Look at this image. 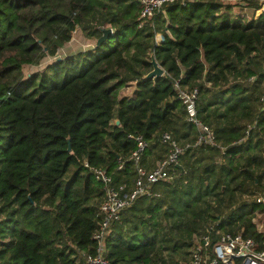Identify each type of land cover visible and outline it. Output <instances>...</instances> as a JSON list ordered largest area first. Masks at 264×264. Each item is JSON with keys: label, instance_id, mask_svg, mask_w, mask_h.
Segmentation results:
<instances>
[{"label": "trees", "instance_id": "1", "mask_svg": "<svg viewBox=\"0 0 264 264\" xmlns=\"http://www.w3.org/2000/svg\"><path fill=\"white\" fill-rule=\"evenodd\" d=\"M239 1L264 7V0ZM139 6L0 0V264H88L103 196L83 161L104 167L115 186L131 187L129 135L147 141L148 172L167 153L162 133L181 145L195 140L176 82L198 88L197 116L216 145L186 148L173 179L154 185L159 196L139 197L122 211L106 257L111 264H190L195 238L210 227L242 233L264 249L253 221L264 220L256 200L264 193V9L245 18L224 0L174 2L138 28ZM76 28L93 40L103 29L112 33L58 59ZM46 57L53 60L41 71L24 75V65ZM152 57L164 73L145 79ZM132 82V94L120 97Z\"/></svg>", "mask_w": 264, "mask_h": 264}, {"label": "built area", "instance_id": "2", "mask_svg": "<svg viewBox=\"0 0 264 264\" xmlns=\"http://www.w3.org/2000/svg\"><path fill=\"white\" fill-rule=\"evenodd\" d=\"M190 1L194 0H139L138 28H141L146 22H153L154 17L162 11L165 5L174 2L186 4ZM224 1L227 3L233 1L240 3L239 0ZM263 9L264 7L254 11H257V15H259ZM257 15H254V17L256 18ZM155 38L157 43L163 39L161 35H156ZM175 86L177 88L176 96L185 106L186 120L192 123L197 130L195 140L181 145L169 133H162L161 141L167 146V153L164 157L157 159L148 172L142 164V156L147 148V141L141 135H129L130 138L135 140V149L128 157L136 172L131 187H128L126 183L115 186L112 175L104 167L90 165L86 160L83 161L84 167L100 183L103 196L98 207V226L92 235L95 244L94 251L86 256L88 264H111L106 257V238L112 223L118 220L122 211L131 206L137 198L159 196V193L154 189V185L173 179L175 175L174 166L178 164L180 156L186 148L216 145L213 130L197 116L198 88L183 89L178 86L177 82ZM262 100H264V96ZM122 167L123 161H120L118 169ZM256 200L264 204V193H260ZM253 221L256 224V229L264 233V220H260L258 216H255ZM213 239H215V242H212ZM219 263L264 264V249H260L253 238L245 237L242 233L232 235L210 227L205 233L195 238L190 264Z\"/></svg>", "mask_w": 264, "mask_h": 264}, {"label": "rangeland", "instance_id": "3", "mask_svg": "<svg viewBox=\"0 0 264 264\" xmlns=\"http://www.w3.org/2000/svg\"><path fill=\"white\" fill-rule=\"evenodd\" d=\"M225 4L230 6V11L233 14H239V15L244 16L245 18H251V17H254V15H257V11L255 12L251 8H247V7L243 6V5H240V3L238 4V3H235L233 1L231 3L225 2ZM77 36L81 37L82 35L79 32L77 33V35H76V33L75 34L72 33V37L74 38V40L77 39ZM56 57H58V56H56ZM51 60H53V58L46 57V58L43 59L41 64L38 65V66L24 65V67H23L24 75L27 76V75H29V74H31L33 72L41 71L46 66V64L49 63ZM118 93H119L120 97L121 96H126V94L130 93V90H128L127 86L124 85L122 88H120ZM131 94H132V92H131ZM130 95H127V96H130ZM149 161H151V159H149Z\"/></svg>", "mask_w": 264, "mask_h": 264}, {"label": "crops", "instance_id": "4", "mask_svg": "<svg viewBox=\"0 0 264 264\" xmlns=\"http://www.w3.org/2000/svg\"><path fill=\"white\" fill-rule=\"evenodd\" d=\"M81 33V37L77 36V39L74 40V38L72 37L70 39L69 42H67L63 47H61L58 52L57 55L58 57H64L67 55H71V54H75L77 52L80 51H85L87 49H90L94 46L95 40L93 39H88L86 37H84V35L82 34L81 30L76 28L73 33L77 35V33ZM135 83H129L127 84V89L130 90L129 94L126 95H130L131 92H133V90L135 89Z\"/></svg>", "mask_w": 264, "mask_h": 264}, {"label": "water", "instance_id": "5", "mask_svg": "<svg viewBox=\"0 0 264 264\" xmlns=\"http://www.w3.org/2000/svg\"><path fill=\"white\" fill-rule=\"evenodd\" d=\"M112 33V29L111 28H106L103 29L102 31V35L95 40V45H100V43L105 40L107 38V36H109ZM58 59H60V57H57ZM151 63H152V70L149 71L146 75H145V79H152L154 77H158L160 75H162L164 73V69L158 64V62L154 59V57H152L151 59ZM115 123L118 124L119 121L115 120ZM70 150V147H68V151Z\"/></svg>", "mask_w": 264, "mask_h": 264}]
</instances>
